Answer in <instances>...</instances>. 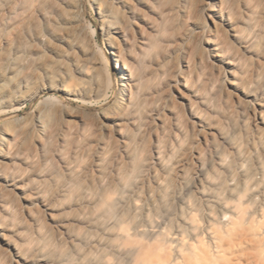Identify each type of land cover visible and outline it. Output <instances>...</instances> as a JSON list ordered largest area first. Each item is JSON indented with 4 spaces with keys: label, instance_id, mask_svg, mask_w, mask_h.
I'll list each match as a JSON object with an SVG mask.
<instances>
[{
    "label": "rangeland",
    "instance_id": "1",
    "mask_svg": "<svg viewBox=\"0 0 264 264\" xmlns=\"http://www.w3.org/2000/svg\"><path fill=\"white\" fill-rule=\"evenodd\" d=\"M172 7L170 26L141 56L140 31L154 34ZM111 44L135 63L143 90L118 125L80 126L79 114L99 117L119 94ZM0 83V124L29 119L42 103L61 109L44 118L40 141L20 145L32 161L17 163L23 189H0V264H147L129 257L141 246L180 264L198 245L217 254V236L231 231L229 263L260 262L264 0H0Z\"/></svg>",
    "mask_w": 264,
    "mask_h": 264
},
{
    "label": "bare ground",
    "instance_id": "2",
    "mask_svg": "<svg viewBox=\"0 0 264 264\" xmlns=\"http://www.w3.org/2000/svg\"><path fill=\"white\" fill-rule=\"evenodd\" d=\"M119 1H121V0H119ZM173 8L174 7L170 8L169 11H167V13L165 12V15L163 14L164 16L161 17L162 20H160L161 21L160 24L158 26L156 25V27H154V34L151 33L153 35H151V34L146 35L143 30L140 31L139 42L141 44V47H140L141 56H145L153 47H155L157 45L159 36L162 34L164 29L170 24V23L168 24V22L171 20V18H174L173 17V11L175 10V8L174 9ZM209 10H210L209 15H211L212 17L220 18V19H222V21L227 22V18H225V16L223 15L222 10H220L219 8L218 9L217 8L216 9L210 8ZM172 20H174V19H172ZM170 22H172V21H170ZM149 26L151 28H153V26H151V25H149ZM114 30L116 33L122 35L124 40H126L125 34H124V32H122L121 29L120 30L114 29ZM165 30H167V29H165ZM232 31H233V32H231L232 36H236V33H237L236 30L232 28ZM206 42L210 45V47L213 50V55L218 59V61L220 63H222L226 67H229V65L231 66L233 64L232 61L230 59H228V57H227L228 50L223 48L219 42H216L214 39H206ZM110 46H111V54L113 56V60L116 62V67L119 68V74H120V77L122 80V82L120 83L119 94L115 98V100H113L112 103L109 104V106L102 112V114L99 117H97L93 113H91V114L90 113L79 114L77 112L74 113L75 115L79 114L80 117L82 118V121L80 122L81 123L80 126L84 125V119H87V118H90L93 120L96 119L98 121L103 120V119H109V120L114 121L118 125L119 122H117V121L120 120L123 112L127 108L134 105L135 98L137 97V95L139 94V92L141 91V89L143 88V86L145 84V82H143L138 76L136 78L134 75V74H136L135 73L136 67H134L135 63H132V62L130 63V62H127L126 60H124L122 55H121V51L117 50V47H115L114 44L113 45L111 44ZM244 47H245V45H244ZM136 58H138V57H136ZM141 58L142 57H140V59ZM25 60H26V58H25ZM133 61L135 62V58ZM151 75H153V74H151ZM8 80L10 82H14L13 76H9ZM2 89H3V83H0V91ZM246 96H249V94H246ZM21 99H23L22 96H20L16 100L20 101ZM187 103L191 104V100H189V98H187ZM13 104L14 103H11V105H13ZM58 107L55 105H48L46 103H42L39 106L37 113L29 118V119L33 118L34 124L29 123L30 121H28L29 120L28 118H26V119L25 118H17V119H13V120H9V121L7 120V121H3L0 124V187H1L0 189H2V188L5 189L6 187L8 188L10 186H13V188H16V189L17 188L23 189V187H21V184L19 185V184H17V182H18V180H20L22 178L24 172H23V168L21 169V168L17 167V163H19L20 165H21V163L28 165V163H32V161L29 157L28 158L23 157V155L21 154L20 149L22 148L21 146H23V144H24V143L22 144V142L24 141L25 138H27V136H30V138H33V141H38V140L40 141V137L45 131V119L44 118H48L49 120L58 118L59 112L61 111V109ZM1 109L2 108L0 106V112L2 111ZM71 111L72 110H69V111L67 110L66 112L68 114H73V112H71ZM85 115H86V117H84ZM194 116L197 118V115L194 114ZM262 121H264V120H262ZM199 125L202 126L201 120H200ZM30 138H29V140H30ZM31 141H32V139L29 142H31ZM19 146H20V148H19ZM156 153H158V150H156ZM57 156L61 157V155L59 153H57ZM5 163L6 164L10 163V165H11V166H9L10 168L9 167L4 168V165H5V167L8 166V165L6 166ZM65 165H66V168L70 171H75V169H76V165H72L71 162H66ZM199 165H200L199 170L202 171L204 169L205 164L203 162H201ZM40 172H42V171L41 170L38 171V173H40ZM191 181H194V180L193 179L190 180L189 183ZM103 203H104V206L106 207V209L108 211H110L111 208L113 209L112 202L110 203L109 199L105 198ZM0 205H2V204H0ZM59 221H60V219H59ZM58 223L60 224L62 222H58ZM1 225H2V223H1ZM238 229L239 228H234L235 231H237ZM235 235H237V232L231 231V232H229V235L227 236L226 239L222 235L217 236V239L219 240V242H217L218 243L217 254L212 253L213 254L212 255L211 252L209 253L208 249L206 250L205 248L202 247V245L195 246L194 249L190 253H187L183 256L182 263H180V264H230L231 262L229 263V258L227 257L228 256L227 252L229 250H231V248L234 247V245H235V242H233ZM261 244H262V246H260V248L261 247L262 248L259 250L257 249V251L261 250L260 252L257 253L261 257H259L258 255H257L258 258L256 257L257 259L260 260V262H258V260L256 258L255 259L257 261H254V263L257 262V264H259V263L263 264V262H264V260H263L264 258L262 259V254H261V252L264 253V241H262ZM152 249H150L148 247H142L141 246L139 248L132 250L129 257H133L135 259L146 261L149 264H171V262L167 258V256L164 257L165 255L162 256L159 253H156L154 251V249L153 250ZM232 252L233 251H231V253ZM251 256H254V254L250 255V257ZM240 257H241V255H240ZM263 257H264V255H263ZM243 259H246V258H243ZM251 259H252V257H251ZM24 261H27V260L24 259ZM249 262H248V264H251ZM244 263L245 262H242L241 264H244ZM254 263H252V264H254Z\"/></svg>",
    "mask_w": 264,
    "mask_h": 264
}]
</instances>
